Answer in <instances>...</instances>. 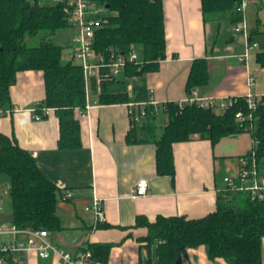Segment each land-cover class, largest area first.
Here are the masks:
<instances>
[{"label":"trees","instance_id":"16d2710c","mask_svg":"<svg viewBox=\"0 0 264 264\" xmlns=\"http://www.w3.org/2000/svg\"><path fill=\"white\" fill-rule=\"evenodd\" d=\"M99 5H111L107 22L95 32L94 48L106 59L112 52L126 54L136 49L137 61H128L123 70L114 75L103 68L91 79V89L97 102L104 104H132L130 117L144 109L140 119L132 118L128 142H152L157 146L156 172L169 175L174 181L175 159L173 143L197 137L209 139L216 145L232 133L249 132L256 142L253 149L258 164L264 157V94L255 110L250 111L245 96L232 98V104L220 113L213 107L196 102L171 101L157 106L148 103L150 90L143 78L156 71L166 57V32L162 0H94ZM203 16L224 18L239 24L244 14L238 10L242 0H201ZM71 26L61 2L49 0H0V107H10V87L16 74L33 69L43 72L45 98L41 106L54 108L58 121V147L82 145L81 123L77 108H85L87 92L83 68L72 58L64 61V46L53 40L58 30ZM264 34L255 28L249 34ZM41 36L37 45L29 40ZM256 61L264 69V46L255 52ZM208 61L205 56L192 62L186 82L191 94L208 82ZM131 83V86L129 84ZM243 111L252 118L238 120ZM160 113L167 122L160 127ZM133 115V116H132ZM0 174L9 177L13 220L20 228L62 229L57 214L58 198L64 195L41 171L34 155L22 147L11 135L0 136ZM252 152V151H251ZM251 152L242 155L248 156ZM136 226L146 229L139 237L145 257L140 264H182L188 249L203 246L211 260L223 258L228 264H263L264 200L248 191L226 188L217 209L200 218L182 215H157L150 220L138 215ZM94 261L105 262L111 244L91 243Z\"/></svg>","mask_w":264,"mask_h":264},{"label":"crops","instance_id":"0c3cea01","mask_svg":"<svg viewBox=\"0 0 264 264\" xmlns=\"http://www.w3.org/2000/svg\"><path fill=\"white\" fill-rule=\"evenodd\" d=\"M254 1L260 8L264 6L263 0ZM162 3L166 57L156 71L143 77L159 106L171 101L185 103L191 96L186 82L192 62L201 56L207 58L209 79L195 91L198 96L213 98V109L217 113L222 112L223 101L264 94V69L259 67L255 56L260 44L254 40L257 46L252 49L253 53L248 51L246 58L241 57L246 48V35L250 34L248 28L244 26L238 31L239 23L232 28L235 33L219 39L228 21L217 17L206 21L201 0H162ZM260 25L259 21L255 28L264 31V26ZM252 76L254 81L250 84ZM14 81L10 87V107H7L13 111L0 116V136L17 138L20 145L34 155L48 179L62 192L70 189L74 193L72 199H65L64 195L58 198L56 207L62 229L50 231V236L54 243L74 254L88 238L90 244L110 243L108 259L94 261V264H140L146 250L142 249L139 237L147 232L136 226L138 215L150 220L162 214L200 218L215 211L227 188L225 177L237 175L239 156L255 147L252 139L251 149L239 151L232 139L235 151H231L222 143L229 135L216 145L209 139L197 137L174 142L175 178L172 181L169 175L156 172L157 146L154 143L128 142L132 125L130 104L98 103L97 94L90 90L87 101L92 103L94 98L96 103L83 115L76 109L82 145L63 148L58 147L60 122L55 109L49 108L45 113L41 106L45 98L43 72L20 71ZM36 112L42 114L40 120L35 118ZM159 117L162 130L167 117L165 113H160ZM146 178L149 192L134 194L135 184ZM96 197L102 201L103 219H98L92 209L87 210ZM4 210L0 202V222H12L13 212L5 214ZM20 237L27 238L23 234ZM22 254L28 260L26 264H59L57 257L41 259L36 252ZM182 259V264H228L221 257L209 259L203 246L188 249Z\"/></svg>","mask_w":264,"mask_h":264},{"label":"built area","instance_id":"2783aa9c","mask_svg":"<svg viewBox=\"0 0 264 264\" xmlns=\"http://www.w3.org/2000/svg\"><path fill=\"white\" fill-rule=\"evenodd\" d=\"M51 2H61L63 4L67 20L70 21L71 26L75 32L72 34L71 43V58L74 62L80 64L83 68L85 78V89L87 92V99L91 89V79L97 77L103 68H109L114 75L119 74L126 66L128 61H137L139 54L136 49H132L126 54L117 55L112 52L108 60L104 54L97 52L94 48V39L96 30L105 24L109 16V8L105 5H99L94 0H49ZM251 2V0H242L238 10L244 12V8ZM244 26L240 24L237 30H241ZM249 36L246 35V48L241 57H247L248 51L257 46V43L249 42ZM254 77H250V84L253 83ZM250 111L255 110L261 96L248 94L245 96ZM92 103L86 101V107L82 108L80 112L86 113L96 103L93 98ZM185 102H196L201 106L214 107L215 101L213 98L198 96L194 90ZM233 100L223 101L221 103L222 111L225 110ZM148 103L153 104L156 108L159 106L157 102L151 97ZM182 106L184 103L179 102ZM133 106L132 104H130ZM44 108L45 113H48L49 108ZM13 109L0 107V116L2 114H10ZM36 111V110H35ZM131 113V110H130ZM144 109L139 113V117L144 115ZM238 120L243 121L246 117L252 118V114H245L243 111L236 113ZM133 116V115H132ZM136 114L134 118L140 119ZM35 118L40 120L42 114L36 112ZM133 118V117H132ZM133 118V119H134ZM239 173L225 177L226 186L230 190L248 191L257 199L264 200V171L260 170L254 151L248 156H239ZM148 179H140L134 186V194L146 195L149 192ZM65 199H72L74 193L70 189L64 192ZM98 219L104 218V209L100 198H94L90 207ZM26 235V239H22L20 235ZM50 230L46 229H29L18 228L13 222H0V264H26L28 260L24 258L22 253L36 252L39 258L49 259L57 257L59 264H94L93 252L90 245V238L82 245L81 250L74 254L65 248L58 246L50 236Z\"/></svg>","mask_w":264,"mask_h":264},{"label":"rangeland","instance_id":"374dc122","mask_svg":"<svg viewBox=\"0 0 264 264\" xmlns=\"http://www.w3.org/2000/svg\"><path fill=\"white\" fill-rule=\"evenodd\" d=\"M261 1V0H257ZM264 4V0H263ZM261 5L258 4V2H253L251 4H248L244 8V20L239 22L241 26H245L246 28L249 29V33H252L254 31L255 27H257V24L260 21V26H264V6L260 8ZM209 17L208 19H210ZM238 25V24H237ZM231 26V28H230ZM227 28L223 29V33L221 34L219 39H225L226 36H229L234 32L235 29H232L235 27V24H230L227 22ZM229 27V28H228ZM225 31V32H224ZM75 30L72 27L64 28L58 30L53 36V40L62 44L64 46V55H63V60L66 61L71 58V43H72V37L73 33ZM235 33V32H234ZM254 40H256L261 47L264 46V37L261 36L259 33H254ZM41 36L34 37L29 40V44L31 45H37L41 41ZM259 45V48H261ZM258 48V49H259ZM254 50V48H252ZM250 49L249 51L253 53V50ZM131 86V83L129 84ZM219 110V109H216ZM161 120V119H160ZM233 139L234 143L236 144V147L239 149V151H244L245 149H251L252 147V136L249 132H244L243 134H230L229 137H226L223 139L225 142L224 143L225 147L226 145L228 146V149H232L231 151H235V148L233 149V145L231 144V140ZM254 141V140H253ZM255 142V141H254ZM256 145V142H255ZM227 149V150H228ZM260 169L264 171V157L261 160L260 163ZM5 178L2 179V174H0V202L3 207L5 214H11L13 212L12 209V199L11 195L9 194V187L7 185H10L9 177L7 175H3ZM264 241V238H263ZM262 256H263V262H264V243H263V251H262Z\"/></svg>","mask_w":264,"mask_h":264},{"label":"water","instance_id":"95a60500","mask_svg":"<svg viewBox=\"0 0 264 264\" xmlns=\"http://www.w3.org/2000/svg\"><path fill=\"white\" fill-rule=\"evenodd\" d=\"M105 6H106L107 8H110L111 5L107 4V5H105Z\"/></svg>","mask_w":264,"mask_h":264}]
</instances>
